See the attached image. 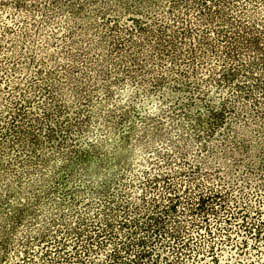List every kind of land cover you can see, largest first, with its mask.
<instances>
[{
  "label": "rangeland",
  "instance_id": "1",
  "mask_svg": "<svg viewBox=\"0 0 264 264\" xmlns=\"http://www.w3.org/2000/svg\"><path fill=\"white\" fill-rule=\"evenodd\" d=\"M101 1L0 0V131L4 133L0 140V250L4 240L9 247L8 261L0 260V264H28L26 244L32 248V260L53 264L65 248L60 250L54 243L38 242L32 237L43 229H59L63 221L72 222L75 211L90 218H98L106 211L118 221L127 216L125 203L130 200L143 216L149 211L160 214L151 199L158 195L160 206L168 205L165 197L169 195V183L182 184L178 185L182 197L197 195L200 185L202 189L213 187L237 197L242 196V188L255 199V185L264 175V62L257 58L259 54L243 51L247 54L239 59L251 61L254 57L257 68L249 80L238 76L229 82L224 76L225 67H236L240 73L245 68L235 61L229 66L231 61L224 53L219 57H214L210 49L203 53L196 35L192 43H181L180 66H174L167 58L161 64L154 59L159 55L155 56L157 51L151 47V41H160L156 40L154 21L148 22L151 33L134 30L131 36L125 33V26H134L128 14L120 17L114 30L107 29L105 19L99 16L96 30L87 31L85 22L74 23V8L82 7L84 14H94L95 3ZM176 1L181 6L177 13L188 12V19L194 23L202 20L207 11L199 12L204 10L201 5L186 10L185 2L196 5L199 0ZM208 1L213 10L225 8L231 17L242 15L243 0H230L226 5L220 0L216 6L213 0ZM247 1L250 12L264 17V0ZM112 16H108L109 23H115ZM203 22L199 27L205 29ZM173 29L176 25L172 24L168 33L172 34ZM101 31L106 42L105 48L99 49ZM121 36L143 44L144 51L134 52L144 61L146 54L152 55L147 63L152 70L135 66L130 42L123 41L112 48L111 43ZM211 37L217 40L216 34ZM189 45L195 46L200 58H204L197 62L195 70L191 61L187 62ZM223 46L219 44V52H224ZM84 47L90 48L89 54L83 51ZM33 55L39 59L35 65ZM40 66L42 75L35 72ZM181 69L187 76L181 75ZM162 74L166 79L160 83ZM36 84L41 85L40 89L49 84L50 94L41 89L44 94L36 97L41 95L39 87H33ZM71 90L78 93L66 101L68 104L60 113L56 97L66 100L65 93ZM28 97L35 100L34 104L25 103L27 115L17 125L24 132L29 129L38 140L27 133L17 139L8 124L16 110L12 102ZM215 110L223 115L215 117ZM35 117L41 119L42 129L32 121ZM51 126L55 136L50 135ZM243 140L250 145V154L241 150ZM223 160L227 162L223 164ZM156 176L159 179L153 185L147 182ZM247 181L252 187L245 189ZM89 203H93L90 210ZM183 209L180 206L178 213H166L171 216L168 226L174 217L187 224L189 216L182 214ZM115 223L119 227V222ZM123 230L119 228L122 233ZM234 238L236 242L241 237ZM251 243V255L248 259L242 254L243 261L252 258L264 264V254L254 248L264 251L262 244L259 247L253 240ZM152 245L156 252L175 261V252L160 241ZM47 248L52 251L46 256L42 253ZM239 252L228 245L220 254L221 261L231 263V255L238 257ZM156 255L153 253L157 264H166L165 257ZM183 257L181 264H213L203 250Z\"/></svg>",
  "mask_w": 264,
  "mask_h": 264
},
{
  "label": "trees",
  "instance_id": "2",
  "mask_svg": "<svg viewBox=\"0 0 264 264\" xmlns=\"http://www.w3.org/2000/svg\"><path fill=\"white\" fill-rule=\"evenodd\" d=\"M221 1L213 0V2H216L214 6ZM223 1L226 2L225 5L227 3L230 4V0ZM209 3L210 1L208 0H199L196 5L185 2V4H188L186 6V10L188 9V11L191 10L192 6L198 8L200 5L204 10H200L199 12L202 13V11L207 10L202 14V20L205 21V29L199 27L203 25L202 20L194 23L191 19H188V16L190 17L191 15H188V12H183L182 14L177 13L178 10L180 12L179 8L181 6L176 0H102L99 3H95L94 14H84L82 7L74 8V10H72L74 16L72 20L76 24L85 22L88 26L86 30L90 31L98 28L96 18L99 16L105 19L107 29L114 30L113 26L120 20V17L123 14H128V16L132 18L134 24L133 27L130 25L125 26V33L130 36L133 35L134 30L146 35L151 33L152 30H149L147 26L149 24L148 22L154 21L157 26L156 30L158 31L156 40H160L158 43L156 41H151V47L157 51L155 56L159 55V57L154 59L159 60L160 63L162 62L161 64H165L164 61L165 58H167V61L171 60L172 63L174 62V66H180L177 65L178 61L180 62L183 60L180 57L182 54V48H180L181 43L186 44L187 41L192 43L191 41H194L196 35H198V43L203 47V53L206 52L205 50L209 51V49L214 57L224 53L225 58L231 61L229 62V66H231L234 61L237 63L240 62L242 64L241 66L246 70L244 73H240L236 67L227 66L224 69L225 79L231 82L232 79L239 76L238 78L243 77L245 80H249L253 74L252 72L257 68V62L254 57L251 61L240 60L239 58L247 54H243V51H247L250 55L251 53L259 54L257 58L264 62V17L259 18L253 11L250 12L248 6L249 1L247 0L242 1L241 7L243 10L241 11L242 15L239 17H231L230 14L226 13L225 8L213 10V8L209 6ZM110 14L116 16H112L115 18V23H109L107 21V19L110 18L108 17ZM184 15L186 17H184ZM172 24L173 26L176 25V29H173V33L169 34L168 32ZM189 24L190 27H188ZM84 34L86 33L84 32L83 35ZM211 34H216L217 40L213 41ZM98 35V39L102 40L98 41V46H100L99 49L105 48L104 44L106 41L103 39L104 33L101 31ZM123 41L125 43L130 42L129 47H132L130 51V53H132L131 58L135 66L148 70L150 65L148 66L147 63L152 59V55L146 54V60L144 61V59L139 58L137 53L134 52L135 49H143V44L137 42L135 39L130 40L121 36L111 43L112 48L116 49V47L122 45ZM219 44L226 47L224 52H219ZM84 48L85 50L83 51H87L86 54H89L88 50L90 48ZM189 48L190 55H188L187 62L191 61L190 65H192L193 70H195L197 62L204 58H200L201 54L197 51L195 46L189 45ZM202 56H205V54ZM31 60L34 62V65L39 61L35 55L32 56ZM44 62L45 61H42V65ZM41 66L35 71L36 74H43ZM169 66L165 68H170ZM150 70L152 69L150 68L148 71ZM179 71L181 75L187 76L184 69ZM165 79L166 77L162 74L158 78V82L161 83L165 81ZM47 85L49 84L44 85L45 87L43 86L41 89L50 94L49 89L51 87L50 85L47 87ZM40 86L41 85L37 84L33 85L34 88L39 87V93L41 92V95H36V97H40L44 94ZM238 86L239 88L243 87L242 84H238ZM76 93H78V90H76L75 93L72 90L66 92V100L59 101L58 97H56L55 103H58V111L60 113H63V110L67 106L68 103H66V101L71 97H76ZM77 96H79V94H77ZM20 100L12 102L16 110L14 111L12 121L8 122V124H10V129L16 132L15 135L18 136L17 139L22 136V133H27L32 134V137L38 140L36 134L31 133L29 129L24 132L20 126L17 125L22 121L21 119L24 115H27L25 103L30 106L32 103L34 104L35 100L32 97H28L27 99L23 98L22 102ZM48 114L49 113H46L47 117H49ZM213 114L215 117H218L223 115V112L215 110ZM40 120L41 119L38 117H35L32 121L38 122L37 127L42 129L44 125ZM0 126L3 128L2 125ZM49 130L50 135L55 136V129L52 126ZM2 134H4L3 130L0 131V140L3 139ZM243 134L246 133L243 132ZM240 148L246 154L251 153L250 145H248L245 140L240 141ZM214 157H216V155H214ZM226 162L227 160H223V164ZM241 163L246 165L247 161L241 160ZM227 170L230 172L229 167H227ZM260 176V181L256 183L254 188V201L241 187L242 196L240 197L213 187L206 186L205 190L202 189L200 185H197L199 187V193L197 195L182 197L181 192H179L180 187L178 186L182 184L179 183L175 185L169 183L166 187L167 191H169V195L165 197L169 203L168 205H165L164 208L161 207L159 201L160 196L158 195L151 199L153 200L152 204L154 208L158 207L160 209V214L157 213V211H149L143 216L138 206H134L135 202L127 200L125 203L127 204L126 209L124 210L127 216L120 215L121 219L118 221L113 220L106 211H104L105 214L101 212L99 217H96L97 219L95 217H87L86 213L82 211H75V217L72 222L63 221L65 223L58 226L59 229L55 231L43 229L44 231H40L32 238L36 239L38 242L54 243L57 249L60 248V250L65 248L64 250L66 251L57 257L55 261H53V264H68V262L71 263V261L74 263L77 262V264H145L150 258H153L150 264H157L155 261L157 259L153 256V253H157V257L165 256H163L161 252H156V246L152 245L155 241H160L162 245L170 251L175 252V261L165 257L166 264H181L184 262V254H189L192 251L200 254L202 250L204 256L210 257L213 264H233L232 262L234 261L238 262V264H260V262H256L252 258L249 261H243L241 257L243 254V256L249 259L251 255L249 250L253 246L251 240L254 241L255 246L260 247V244H262L264 248V209L262 207L264 206V175L261 174ZM158 179L159 177L157 176L151 179L148 178L147 182L153 185ZM247 184L244 186L245 189L247 187H252L250 181H247ZM173 193H175L174 196ZM257 201L259 205H257ZM230 202H233L235 205L232 206L229 204ZM261 202H263V205H260ZM130 203L132 207L129 206ZM92 204L93 203H89L87 205L88 210H90ZM180 206L184 208L182 214L185 215V217L189 216V218H187V224L183 223L185 221H181L174 217V220H172L173 224L168 226V221L171 219V216L166 215V213H178ZM131 212L134 213V215H131ZM137 216H140V218ZM115 222H119V227ZM119 228H123L124 232H120ZM195 230L197 234L194 232ZM146 233L148 235H145ZM235 236H240L241 238H238L237 241L234 242ZM205 244L207 247L204 249L205 246L203 245ZM228 245L234 246L240 250L238 254L240 256L231 255V259L229 260L231 263H223L220 254ZM25 246V261H27L28 264H43L32 260V248L27 244ZM1 247H3V249L0 250V260L8 261L6 258L8 256L6 249H9L8 241L4 240ZM254 248H257V250L261 252V255L264 254V251L260 248ZM51 251V249L47 248L42 254L47 256Z\"/></svg>",
  "mask_w": 264,
  "mask_h": 264
}]
</instances>
